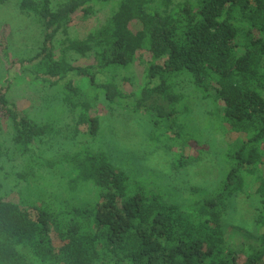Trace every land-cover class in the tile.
<instances>
[{"label":"trees","instance_id":"1","mask_svg":"<svg viewBox=\"0 0 264 264\" xmlns=\"http://www.w3.org/2000/svg\"><path fill=\"white\" fill-rule=\"evenodd\" d=\"M109 1L68 0L52 9L51 0H18L19 10L43 28L42 48L29 59L35 62L30 69L36 76L47 75L63 93L76 114L74 133L96 140L104 132L88 96L104 100L109 108L124 104L126 109L128 103L131 111L146 116L152 139L164 137L170 142L167 149L180 150L174 165L182 168L189 162L185 148L195 140L185 123L191 121L189 107H179L181 82L188 79L210 106L209 123L223 125L238 138L223 155L219 151L218 182L182 207L176 202L178 188L170 189L169 200L148 191L130 180L113 152L80 147L51 158L40 142L55 133L56 121L34 120L8 99L9 86L0 85V133L2 121L8 120L15 143L35 167L66 170L73 188L91 183L99 190L94 203H65L57 209L29 206L0 192V264H264V0H184L175 5L174 0L157 5L155 0H119L95 32L66 46L81 56L92 52L93 64L55 58V39L72 15L80 11L88 17L95 5ZM140 50L147 51L149 60L137 94L126 93L112 80L100 81L101 72L130 66ZM69 74L81 79V86ZM5 156L0 141V163ZM247 175L254 177L247 196H257L259 202L251 250L232 247L223 228L227 208L244 191Z\"/></svg>","mask_w":264,"mask_h":264},{"label":"rangeland","instance_id":"2","mask_svg":"<svg viewBox=\"0 0 264 264\" xmlns=\"http://www.w3.org/2000/svg\"><path fill=\"white\" fill-rule=\"evenodd\" d=\"M67 1L51 0V7L56 9ZM161 1L155 0V4H161ZM180 1L184 0H174V5ZM118 3L119 0H110L106 4L95 5L94 13L88 17H84L80 11L75 12L66 30L58 33L55 39V58H64L71 65L93 64L92 52L81 56L67 50L66 46L70 41H82L95 32ZM42 42L41 23L33 15L21 12L18 0L0 4V85L9 86L8 99L34 120L56 121L55 133L40 142L42 151L53 159L80 147L113 152L130 180L138 181L148 191L161 192L169 200L170 189L178 188L181 195L176 202L182 207L207 194L218 182L221 168L217 161L219 151H223V155L227 145L232 146L238 136L223 125L209 123L210 106L191 88L188 79L181 82L184 98L179 107H189L187 113L191 121L185 123L187 132L193 134L195 140L190 141L184 151V157L188 156L189 162L178 169L174 164L181 154L180 150L176 146L167 149L170 142L164 137L160 141L152 139L153 128L146 116L131 111L128 103L126 109L123 108L124 104L109 108L104 100H93L88 96L91 111L99 117L104 132L99 133L96 140L88 134L74 133L76 114L63 101V93L50 83L47 75L39 72L36 76L30 69L35 62L29 59L41 50ZM148 60L147 51L140 50L130 66L101 72L100 81L112 80L126 93L137 94L146 80ZM69 76L81 86V79L73 74ZM14 135L11 123L2 121L0 141L6 156L0 163V192L8 199L29 206L43 204L56 209L65 203L82 206L98 199L99 190L91 183H78L73 188L70 182L72 176L66 170L47 171L35 167L33 158H27L15 143ZM253 178L249 175L245 177L244 191L230 202L223 220L226 241L237 249L251 250L250 247L256 245L255 220L259 202L257 196H247ZM192 185L200 190L192 191Z\"/></svg>","mask_w":264,"mask_h":264}]
</instances>
